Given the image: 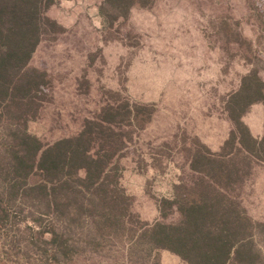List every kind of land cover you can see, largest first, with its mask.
Wrapping results in <instances>:
<instances>
[{
    "label": "rangeland",
    "instance_id": "rangeland-1",
    "mask_svg": "<svg viewBox=\"0 0 264 264\" xmlns=\"http://www.w3.org/2000/svg\"><path fill=\"white\" fill-rule=\"evenodd\" d=\"M101 1L56 0L45 11L60 28L39 42L30 59L31 66L47 71L51 86L27 129L51 144L76 135L86 119L112 105L110 112H119L114 131L106 130L94 149L108 142L118 146L111 161L129 197L127 228L139 226L137 220L176 222L175 209L159 213V199L192 179L189 163L199 144L220 150L232 128L227 101L243 76L255 70L264 81V0H141L144 5L112 23L103 21ZM134 105L143 110L138 120L151 113L142 129L129 113ZM241 118L261 137V102ZM231 193L264 221V163L254 162ZM19 206L25 216L0 231V264H53L31 242L30 198L21 197ZM131 232L126 229L122 239L119 233L98 254L85 251L62 263L131 264L121 249ZM154 256L157 264H187L166 249Z\"/></svg>",
    "mask_w": 264,
    "mask_h": 264
},
{
    "label": "trees",
    "instance_id": "trees-1",
    "mask_svg": "<svg viewBox=\"0 0 264 264\" xmlns=\"http://www.w3.org/2000/svg\"><path fill=\"white\" fill-rule=\"evenodd\" d=\"M55 2L0 0V231L14 225L17 215L25 216L20 200L29 197L31 242L53 264L74 261L85 251L98 254L119 233L122 239L126 229L133 232L119 248L131 264H157L158 249L187 264H264V221L252 217L231 193L254 162L264 163V125L258 138L241 118L251 104L264 105V81L257 71L243 76L229 96L232 128L220 150L199 144L189 163L192 179L174 184L171 196L159 199V213L165 216L175 209L178 220H137L139 226L127 228L129 197L111 161L118 146L108 142L94 149L108 136L106 130L114 131L119 112H110L112 105L102 108L96 119H86L76 135L51 144L27 129L49 100L50 77L45 69L31 66L30 59L39 42L60 28L45 13ZM144 4L102 0L99 13L112 23L125 18L132 6ZM134 106L129 113L135 128L142 129L151 113L138 120L143 110ZM45 216H50L47 221Z\"/></svg>",
    "mask_w": 264,
    "mask_h": 264
}]
</instances>
